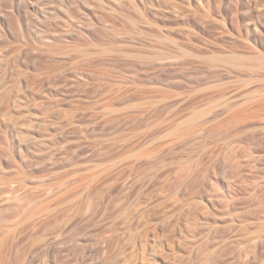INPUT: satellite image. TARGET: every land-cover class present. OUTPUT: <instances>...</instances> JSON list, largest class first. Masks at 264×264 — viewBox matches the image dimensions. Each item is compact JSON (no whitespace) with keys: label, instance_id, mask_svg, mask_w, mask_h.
Masks as SVG:
<instances>
[{"label":"rangeland","instance_id":"374dc122","mask_svg":"<svg viewBox=\"0 0 264 264\" xmlns=\"http://www.w3.org/2000/svg\"><path fill=\"white\" fill-rule=\"evenodd\" d=\"M0 264H264V0H0Z\"/></svg>","mask_w":264,"mask_h":264}]
</instances>
